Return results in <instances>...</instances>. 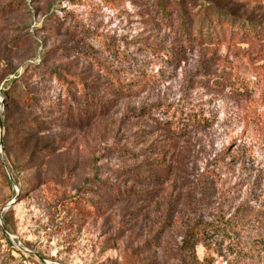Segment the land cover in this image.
Wrapping results in <instances>:
<instances>
[{"label":"rangeland","instance_id":"rangeland-1","mask_svg":"<svg viewBox=\"0 0 264 264\" xmlns=\"http://www.w3.org/2000/svg\"><path fill=\"white\" fill-rule=\"evenodd\" d=\"M215 1L0 0V264H264V38L177 36Z\"/></svg>","mask_w":264,"mask_h":264},{"label":"trees","instance_id":"trees-1","mask_svg":"<svg viewBox=\"0 0 264 264\" xmlns=\"http://www.w3.org/2000/svg\"><path fill=\"white\" fill-rule=\"evenodd\" d=\"M181 1L183 3H186L187 0ZM157 6H159V8L161 9L162 14H167L168 7H166L165 0H157ZM201 7L202 9L197 11V13H192L190 10L186 17L179 15L180 28H178L179 32L177 33V36L182 40V47H184V49L202 47L207 44H213L216 42L221 43L223 41H229L228 43H244L261 40L262 38H264V27H261L260 24L256 23L255 21L245 20L243 22L244 27H242L239 33V20H236L237 17L234 16V14L230 13V11L226 9V7H224L225 11H223V7L218 1H215L214 5L212 3H209L208 5L206 4L204 7ZM225 14L226 18H223V15L225 16ZM196 18L199 19L196 20ZM185 19H189V21L193 20L192 22L198 23L200 27L193 30L187 28ZM223 24L227 27V32L220 29L223 28ZM227 38L229 39L227 40ZM239 39L241 41H239ZM168 54H170V52ZM181 57L185 58V56L183 55H181ZM202 68L201 70L204 72L202 76H205V78H207L205 79V81H203L205 82V85H202V82L200 83L198 81L191 80L194 84V87H197L198 85H200L201 87L212 86L215 88V90H217V92L223 90L224 87H230L235 90V95L237 97H239V89H241L245 94L249 92V87L246 83L247 80L239 81L238 78L233 79L232 75L220 78V75H218L216 72H209L205 69V62L203 63ZM190 105L191 103L189 102L188 105L177 109L173 113L177 117H175L177 119L176 122H165V124H167L166 126L171 127L176 125L175 127L177 128V130L182 132L184 130V127L188 124H192L194 122L202 123L205 120V117H203L202 115V109L195 106L196 104H194V107H190ZM41 125L42 123L36 124L35 129L38 130V128H45L44 125L40 127ZM171 129L173 128L171 127Z\"/></svg>","mask_w":264,"mask_h":264},{"label":"water","instance_id":"water-1","mask_svg":"<svg viewBox=\"0 0 264 264\" xmlns=\"http://www.w3.org/2000/svg\"><path fill=\"white\" fill-rule=\"evenodd\" d=\"M14 201H12L11 203H10V205L13 203Z\"/></svg>","mask_w":264,"mask_h":264}]
</instances>
